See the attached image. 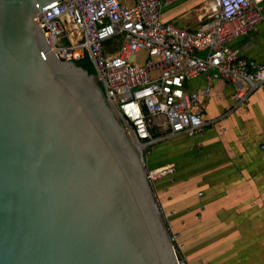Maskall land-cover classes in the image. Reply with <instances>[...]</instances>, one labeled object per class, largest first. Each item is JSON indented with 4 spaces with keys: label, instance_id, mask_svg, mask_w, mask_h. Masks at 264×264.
<instances>
[{
    "label": "water",
    "instance_id": "1",
    "mask_svg": "<svg viewBox=\"0 0 264 264\" xmlns=\"http://www.w3.org/2000/svg\"><path fill=\"white\" fill-rule=\"evenodd\" d=\"M53 1L0 0V264H179L98 73L35 21Z\"/></svg>",
    "mask_w": 264,
    "mask_h": 264
},
{
    "label": "built area",
    "instance_id": "2",
    "mask_svg": "<svg viewBox=\"0 0 264 264\" xmlns=\"http://www.w3.org/2000/svg\"><path fill=\"white\" fill-rule=\"evenodd\" d=\"M172 1L55 0L35 19L59 58H88L94 65L110 107L137 145L163 214L156 183L173 168L148 167L150 148L166 136L194 135L205 128V97L213 79L235 84L237 106L264 90V63L227 46L262 20L261 0H207L211 20L193 31L162 20L161 6ZM114 40L118 44L108 48ZM203 73L208 85L200 92L187 90L186 81ZM159 116L163 120L157 124ZM155 125L166 133L154 136ZM172 239L178 250L177 233ZM179 264L187 263L179 258Z\"/></svg>",
    "mask_w": 264,
    "mask_h": 264
},
{
    "label": "crops",
    "instance_id": "3",
    "mask_svg": "<svg viewBox=\"0 0 264 264\" xmlns=\"http://www.w3.org/2000/svg\"><path fill=\"white\" fill-rule=\"evenodd\" d=\"M206 3L165 2L161 18L193 31L211 20ZM227 46L264 63V15ZM207 74L187 80L186 89L200 92L208 85ZM209 85L203 115L209 123L197 134L166 136L154 144L148 165L173 168L156 188L167 224L177 233L182 260L264 264V90H256L245 105L237 106L234 83L213 79ZM162 120L155 118L157 124ZM154 127L166 133L165 128Z\"/></svg>",
    "mask_w": 264,
    "mask_h": 264
},
{
    "label": "trees",
    "instance_id": "4",
    "mask_svg": "<svg viewBox=\"0 0 264 264\" xmlns=\"http://www.w3.org/2000/svg\"><path fill=\"white\" fill-rule=\"evenodd\" d=\"M260 5L262 6V13L264 15V0H261ZM118 44V40H114L106 44L108 48L116 46ZM75 63L85 70H87L90 74H96V69L92 62L88 58H83L81 60L75 61ZM152 134L154 136L163 135L162 132H159L156 127H151Z\"/></svg>",
    "mask_w": 264,
    "mask_h": 264
}]
</instances>
